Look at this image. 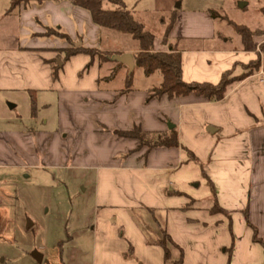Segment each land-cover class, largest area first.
Instances as JSON below:
<instances>
[{
    "label": "crops",
    "instance_id": "0c3cea01",
    "mask_svg": "<svg viewBox=\"0 0 264 264\" xmlns=\"http://www.w3.org/2000/svg\"><path fill=\"white\" fill-rule=\"evenodd\" d=\"M258 1L261 24L251 30H264V0ZM174 11L167 37L179 49L184 81L215 84L224 71L240 75L246 72L241 65L256 59L257 52L241 48L239 36L237 44H229L217 30L213 10ZM6 14L2 36L10 39L16 32L18 40L0 44V93L25 103L31 97L36 103L43 93L53 95L60 118L67 122H60L56 133L0 130V165L96 169L92 224L81 232L87 240L80 238L75 248L82 264H175L180 256L182 264H264L263 247L252 240L244 216L247 210L264 239V61L229 84L222 100L194 94L147 100L149 86L120 92L122 87L114 84L117 76L128 73L120 63H99L95 57L83 70L90 60L84 53L58 64V79L53 80L51 61L71 44L41 36L45 27L59 26L72 43L102 51L115 38L87 10L67 0H44ZM254 41L263 42L264 34ZM154 48L166 50L157 37ZM169 121L202 169L179 147H155L144 155L145 147L136 150L138 140L112 132L135 125L143 131H166ZM214 200L228 212L230 224L227 214L210 211ZM153 215L175 244L166 242L167 260Z\"/></svg>",
    "mask_w": 264,
    "mask_h": 264
},
{
    "label": "rangeland",
    "instance_id": "374dc122",
    "mask_svg": "<svg viewBox=\"0 0 264 264\" xmlns=\"http://www.w3.org/2000/svg\"><path fill=\"white\" fill-rule=\"evenodd\" d=\"M11 0H0V44L17 43L18 33L4 39L7 25L4 19ZM244 1L246 6H241ZM126 8L135 11V17L155 37L161 39L169 23L171 12L177 9L209 8L216 14L217 30L229 38V44L238 42L235 25L248 28L261 24L258 0H123ZM105 7H114L106 3ZM137 6V7H136ZM144 6V7H142ZM134 8V9H133ZM8 30V29H7ZM114 40L106 45L108 62L117 64L125 55L131 62H120L126 72L132 73V87L143 89L159 84L158 72L144 74L134 61L138 42L128 34L111 31ZM242 66V65H241ZM243 69H245L242 66ZM248 71L247 69H245ZM124 79L117 76L114 84L123 88ZM9 103L13 107H9ZM67 119L59 115L53 95L40 94L36 103L22 99L11 101L0 93V130L13 128L43 129L59 132ZM170 122V121H169ZM168 123V122H167ZM57 147V146H55ZM57 150V149H55ZM96 169H69L39 166L18 168L0 165V264H82L76 253V243L87 240L83 229H90L93 207V178ZM30 225H29V224ZM29 225V226H28ZM85 238V239H84ZM38 251L43 259L38 263L32 253Z\"/></svg>",
    "mask_w": 264,
    "mask_h": 264
},
{
    "label": "trees",
    "instance_id": "16d2710c",
    "mask_svg": "<svg viewBox=\"0 0 264 264\" xmlns=\"http://www.w3.org/2000/svg\"><path fill=\"white\" fill-rule=\"evenodd\" d=\"M35 1L41 3L44 0H11L10 5L6 12L9 13L13 9L22 6H26L29 2ZM60 1V0H51ZM71 4L81 7L87 10L91 16L92 21L102 28L109 29L111 31L128 34L132 39L138 42V50L134 53V61L137 66L141 67L143 73L148 75L154 72H158L161 75V80L158 85L148 89L147 100L151 98H161L166 96L168 99L175 97H183L189 94L195 96H201L208 101H219L225 96L226 88L232 82L241 80L249 75L253 70L259 69L261 62L264 61V41L256 42L254 37L256 35L264 34L263 29L251 30L245 25H235V30L238 33L241 48L246 51L257 52L256 59L250 61L247 64L242 65L246 71L240 75H233V70L229 69L224 71L217 83L211 84L208 82H186L182 79L181 64H180V52L179 49L168 41V34L175 22V11L171 12V18L169 23L165 26L161 42L166 46V50H156L154 48L155 35L147 30L144 24L139 21L133 10L126 8L123 0H67ZM106 3L112 4L114 7H105ZM217 14L213 11V17ZM41 36L56 37L63 39L71 44L70 47L60 49L64 55L61 57L58 55L53 61H51V74L53 80L58 79V66L57 59L62 63L66 62L72 55L77 53H84L90 57L89 62L84 66L83 70H87L92 64L95 57L99 60V63L108 61V51H102L98 48L84 47L83 45H74L68 34L61 30L59 26H47L44 33ZM120 63V62H119ZM80 75V73H79ZM132 86V73H127L124 86L120 92L128 91ZM31 103L34 105L35 101L31 97ZM104 130L109 131L106 127ZM115 135L124 138H132L138 140L136 150L143 147L146 148L144 155L155 147H179L186 151L190 160L194 161L199 167L203 168V163L189 150L186 146L181 144L178 139V132L175 127L167 129L166 131H143L138 125L132 127L129 130H113ZM208 183L211 188V193L214 195V188L210 180ZM180 194V192H176ZM151 211V210H150ZM211 212L219 211L227 214L229 224L231 223V217L227 211L219 207L216 200L213 202ZM152 212V211H151ZM244 216L247 224L252 229V240L259 243L263 247L264 251V239L258 235L257 228L250 223L248 219L247 210L244 211ZM154 220L156 221L154 215ZM157 222V221H156ZM160 238L158 244L163 248L164 259L169 258V249L166 242L175 245L169 235L166 233L165 228L158 223ZM228 253H231V248L227 249ZM182 251L180 250V255ZM175 264H182L181 256Z\"/></svg>",
    "mask_w": 264,
    "mask_h": 264
},
{
    "label": "water",
    "instance_id": "95a60500",
    "mask_svg": "<svg viewBox=\"0 0 264 264\" xmlns=\"http://www.w3.org/2000/svg\"><path fill=\"white\" fill-rule=\"evenodd\" d=\"M241 6H244V3H242ZM74 45L78 46V45H80V42L78 41V42L74 43ZM119 62H131V56H129V55H125V56H123V57L121 58V60H120ZM58 64L61 65V61L58 60ZM8 105H9V107H13V106H14V105L11 104V103H9ZM173 127H174L173 123H171V122H168V123H167V128H168V129H171V128H173ZM207 130H208L209 132H211V133H214L216 129L213 128V127H208ZM28 224H29V223H28ZM29 225H30V224H29ZM29 225H28V226H29ZM31 255H32L33 259H35L38 263L41 262V259H42V254H41V253H39L38 251H34Z\"/></svg>",
    "mask_w": 264,
    "mask_h": 264
}]
</instances>
